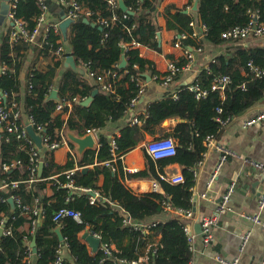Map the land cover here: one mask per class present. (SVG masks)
Segmentation results:
<instances>
[{
  "label": "trees",
  "instance_id": "obj_1",
  "mask_svg": "<svg viewBox=\"0 0 264 264\" xmlns=\"http://www.w3.org/2000/svg\"><path fill=\"white\" fill-rule=\"evenodd\" d=\"M78 1L92 10L93 14L89 20L96 25L85 22L84 18L74 19L68 27L66 38L61 32L57 33L50 27L47 38H39L34 48L35 57L28 72L24 96L19 80L21 64L11 54L12 51L19 50L24 40L12 44L8 34L2 38L0 45V64L8 67L13 65L15 69L14 72L11 69L0 72V91L7 94V104L17 102L22 106L25 115L32 116L36 124L44 126L42 135L60 137V132L65 130L66 133L73 131L83 136L90 129L105 128L109 122L123 118L131 110L130 102L140 89L137 77L147 82L148 76L153 80L155 74H163L156 69L152 60L140 55L139 47L131 44L136 41L151 49L161 50L157 38L158 28L153 26L152 22L162 0H123L133 12L128 13L126 17V11L120 6H112L109 0ZM55 3L64 11L67 10L65 6ZM172 8L175 9L174 12ZM186 9L167 6V29H174L179 34L193 31V16L185 12ZM251 10H258L261 20L264 21V0H199L197 13L201 22L207 26L206 39L213 45H219L224 43L221 33L236 25L246 24L250 19ZM15 12L18 18L33 29L42 10L38 0H21ZM114 16L116 19H113ZM101 17L107 19V23H102ZM59 18L61 20V14ZM59 41L68 45L76 68L67 66L61 72L63 60L55 61L52 56V51L59 45ZM50 43L53 46H50ZM183 44L193 49L202 46L201 42L193 37L183 40ZM40 56L52 59L53 63L48 64L45 71L36 65ZM124 56L126 65L121 68L119 64ZM217 59L218 63L211 62L209 69L203 67L198 72L195 81L208 89L209 94L205 98L197 99L189 85L180 83L182 66L187 63V58L173 57L172 61L180 68L175 75V84L171 86L173 88L168 89L166 97L147 106L148 116L140 114L142 124H127L119 134L116 133V153L125 156L146 139L145 131L150 130L151 125H161L168 119H179L173 130L165 134L176 140L177 152L174 156L154 159L144 147L146 166L137 172L125 170L121 159L113 162L115 170L105 163L91 166L90 159L111 158L113 145L110 136L101 133L97 148L88 149L80 156L71 153L65 166L56 164L46 151L43 157L46 164L41 180L32 184L23 181L16 189L10 187L7 191L0 190V198L15 194L20 196L24 203L32 204L35 198H39L45 210L40 225L35 233L31 234L34 216L22 215L19 209H12L8 200H0V222L3 217H7L6 226L12 229L11 234L0 235V264H28L27 244H31L33 238L37 252L32 255V264H57V248L61 243L56 232L58 226H61L68 245V257L64 258L61 264H115L111 257L105 256L102 249L91 252L80 236V232L87 227L99 233L103 242L114 243L117 249L115 256L119 258L138 259L146 254L148 245L152 243L147 252L150 262L187 264L193 257V252L189 248L188 235L184 229L185 219L169 213L166 220L155 222L150 234H145L134 226L125 224L121 207L137 222H149L151 218L164 214L166 211L163 203L166 200L174 207L193 208V187L196 182L193 168L208 150L205 141L207 136L220 135L224 128L221 120L239 117L264 101V77H256L249 66L250 61L264 66V48H241L232 54L219 55ZM79 65H84L86 70L79 68ZM114 69L120 71L119 75H109L106 81L112 83L115 93L103 90L96 76L90 74L95 71L96 75H102L106 70ZM223 74L229 75L232 82L223 93L212 90L214 77ZM160 81L161 79L157 82ZM54 88L58 90L60 98H80L68 117V107L57 110V100L50 98ZM174 88L177 89V98L171 94ZM96 89L98 92L91 103L88 106L83 105L82 101ZM219 109H222V112H219ZM69 144L75 152V144L72 141H69ZM0 158L9 162L18 158L24 162L23 167L7 171L2 170L0 165V181L29 178L26 168L30 163L28 149L21 148L20 141L5 130L0 131ZM171 163H179L182 166L184 182L171 183L161 179L160 174L166 172V167ZM84 166H90L87 172L82 171ZM74 167H78L72 176L74 184L99 190L107 198L106 201L92 204L88 193L76 195L70 202L66 201L69 189L62 186L68 180L64 172ZM53 176L57 177L52 178ZM101 176L104 177V182L99 186L97 182ZM132 178L156 179L163 192L153 190L137 194L126 182ZM48 183L52 189L51 194L46 193ZM110 201H117L119 206H113ZM64 206L81 211L83 222H77L72 217L55 221L56 212Z\"/></svg>",
  "mask_w": 264,
  "mask_h": 264
},
{
  "label": "built area",
  "instance_id": "obj_2",
  "mask_svg": "<svg viewBox=\"0 0 264 264\" xmlns=\"http://www.w3.org/2000/svg\"><path fill=\"white\" fill-rule=\"evenodd\" d=\"M21 0H10L9 1V12L8 16L13 22V27L10 34V41L12 44H15L19 42L20 40H24L26 42H34L37 37L46 39L48 36V32L50 27L54 28L55 32L59 33L61 32L60 29V21L50 20L49 19V6L47 3V0H38L39 4L41 6L42 13L37 19V24L33 29H30L27 25V23L22 20L21 18H18L16 16L15 9L18 5V3ZM55 2L65 6L67 10L65 11V18H72L78 19V18H90L92 17V10L89 8H86L84 4L79 2L78 0H54ZM121 0H109V3L112 6H119V2ZM190 8V6H189ZM128 13L126 11L125 17L128 16ZM113 19H116L114 16ZM102 23H107V19L102 18L100 20ZM108 25V24H107ZM191 25L193 26V31L191 33H181L178 34L174 41V46L180 47L183 50L184 57L187 58V63L182 66V70H189L192 71L195 69L194 65V59H195V51H201L202 46L196 47L195 49L189 47L188 45L183 44V40L187 39L188 37H193L195 39H200L206 35L207 32V26L205 24L201 25V28H195L194 21L191 22ZM160 31H158L157 38H160ZM264 35V21L261 20V16L259 14L258 10H251L250 11V19L249 21L244 25H236L234 27H231L229 29L224 30L221 33V38L226 42H233L237 43V41L246 40L252 37H258ZM63 41V40H62ZM59 45L55 47L52 51V55L56 58L60 59H66L70 52L67 50L65 43L59 41ZM135 47L141 46L140 43L134 41L131 43ZM50 46H53V44L50 43ZM126 59V57L124 56ZM86 66V65H85ZM249 66L253 72V74L256 77H264V66H258L254 64L252 61L249 62ZM7 69V66L4 65L0 68L1 72H5ZM180 70V68L177 66V64L174 61H170L167 67V70L165 72H162L163 74L157 75L155 74L153 77L154 81H158L161 79L160 84L165 86V88L170 89L173 88V84H175V75ZM196 77L198 74V70H195ZM119 70H106L102 75H96L95 71H91V76H96L97 80L102 84V89L111 91L112 93H115V90L113 88V85L110 81H106V77L109 75H112L111 77H116L119 75ZM152 79V78H151ZM196 79V78H195ZM195 79L192 81V83H189V88L191 91L195 93V97L197 99L205 98L209 91L208 89L204 88L201 84L197 83ZM137 80L140 84L139 92L136 96H134L130 102V109H133L139 99L142 97V95L145 92V86L146 81L137 77ZM106 81V82H105ZM232 82V79L229 75L223 74V75H217L214 77L211 85L212 90H219L221 93H223L226 89V87ZM56 89V88H54ZM52 92V91H51ZM173 97L177 98V89H172L171 91ZM7 100V94L3 91H0V131H7L10 135L14 136L18 141L21 143V148H27L28 153L30 156V163L26 167L29 171V178L26 180H11L7 181L6 179H3L0 181V190L7 191L8 188L16 189L20 182H27L28 184L35 183L42 178L39 176V167L40 164L43 162L45 165L46 162L43 159V154L41 149L38 147L34 139L30 136L28 132V127L32 126L37 134H40L42 136V144L43 148L48 151L49 154H52L57 148H59L63 144H67L69 141H71L65 130H62L60 133V137H52L50 134L42 135L41 131L44 130V126L41 124H36L33 117L30 115H25L22 107L17 102H12L11 104L6 103ZM56 103V109L62 110L65 107L72 108L75 103H78L80 101V98L78 96H74L71 99H63V98H57ZM219 112H222V109H219ZM143 116H148L147 109L145 112L142 113ZM241 120L242 127H249L256 124L261 123L264 120V107L260 109L257 113L248 116L243 117V115L236 117L234 119H226L221 120L222 126L226 127L229 125L233 120ZM143 119L139 115H134L131 118L130 124H142ZM99 129V128H96ZM94 131V130H93ZM88 133H93L92 131ZM116 133L111 135V143L113 145L112 147V154L111 158L109 160H105V164H109L112 166V168L115 170L116 167L114 166L113 162H116L118 159H121L122 162H124L125 156L118 155L116 153L117 144L115 141ZM206 145L209 149L214 148L216 150L220 151V157L217 163V166L215 168V171L211 177V181L213 182L214 179L219 174L223 164L227 161V159L230 156L240 157L238 154L233 152L230 148H228L225 145H222L220 142H218V139L216 136L210 135L206 138ZM99 146V144L97 145ZM146 150L148 153L154 158V159H160L165 157L174 156L176 154V147L177 143L175 139L171 136H157L145 144ZM73 155H75V152H72ZM203 161H199L196 166H194L193 171L194 174L197 176L199 170L198 166L202 164ZM244 162L247 165L252 166L253 168L261 171L264 173V162L262 161H256L252 159L244 158ZM23 160L22 159H13L10 162L9 161H2L0 158V165L2 170L7 171L10 169H18L19 167H23ZM125 170L129 172H137V168H127L125 167ZM78 169V167L71 168L64 173L66 174L68 180L62 184L63 187H66L69 189V195L66 198L67 202H70L76 195L82 194V193H88L90 195V202L92 204H98L100 202H104L107 200L106 197H104L99 190L93 189V188H83L79 187L74 184V179L72 178L75 171ZM166 171V170H165ZM57 177V176H55ZM161 179L167 180L171 183H181L184 182L185 177L180 173H169L164 172L160 174ZM237 185V179H233L228 185L223 193L220 202L218 203L217 207L213 212L206 215H195L193 208H185V207H174L170 203L169 200L164 201L163 206L164 210L168 213H172L175 216H178L182 219H185V226L184 229L188 235V241H189V248L193 252H195V241L199 235L194 229V223L198 222L201 227L200 235L202 237V240L205 244H211L215 240V232L214 229L219 225V222L222 218L225 217L226 214H228L231 210L230 202L231 197L233 193L236 190ZM152 191H160L161 186L160 183L156 179H152ZM160 192H163L160 191ZM206 196V195H203ZM10 199H13L15 202V209H19L20 213L22 215H33L34 219L32 220V226L30 228V233L34 234L37 227L40 225L41 220L45 216V210L43 205L41 204V201L39 198H35L34 203H24L22 198L18 195H11L8 198H0L1 201L8 200L10 202ZM110 203L113 206H119L117 201H110ZM258 206L259 211L258 213H249L246 211H241L240 215L241 217L245 218L249 222H251L254 225H259L264 227V220L261 218V211L264 210V189L260 193L259 199H258ZM121 212L124 215V222L125 224H130L134 226L136 229L141 230L145 234H150L151 227L155 225V222L158 221H149V222H137L132 219V217L129 215V213L121 207ZM66 217H72L77 222H83L82 213L79 210L72 209L68 206H64L60 208L55 216L54 220L59 222L62 218ZM7 217H3L0 222V235L1 234H11L12 229L11 227H7ZM89 233L93 234L94 236L98 237L101 240L99 249H102L105 256L111 257L115 264H155L150 262L148 250L150 249V246L152 243L148 245V249L145 255L139 256L138 259H130L127 257L119 258L115 256L116 249L113 246L112 243L109 242H103L102 236L95 232L93 229H90V227L86 228ZM250 232H246L242 236V246L241 249L244 248V245L248 241ZM27 239V238H26ZM28 258L27 263L32 264V255H33V247L31 246L30 242H28ZM67 243L66 241H61L57 248V257L55 260V263L61 264L64 260V250L67 249ZM1 240H0V249H1ZM217 260L221 262L222 264H240L239 257H233L231 259L225 258L224 256L218 255ZM187 264H194L193 257L190 259V261ZM264 264V261H263Z\"/></svg>",
  "mask_w": 264,
  "mask_h": 264
},
{
  "label": "crops",
  "instance_id": "obj_3",
  "mask_svg": "<svg viewBox=\"0 0 264 264\" xmlns=\"http://www.w3.org/2000/svg\"><path fill=\"white\" fill-rule=\"evenodd\" d=\"M9 1L10 0H0V10H2V6L3 9L6 8V2L8 4L7 8H9ZM195 1L196 0H162L158 4L155 18L152 24L153 26L156 25L158 31H160L159 43L161 46V50L158 51L155 49H151L145 45L139 46V49L140 55L144 58L152 60L159 72H165L167 70L168 64L170 61H172L173 57L174 59H179L184 56L182 48L174 46V41L179 33L174 29L171 30L167 29L166 27L165 11L167 6L172 5L180 9L187 8L186 10H188V13L193 16L195 28L200 29L203 23L201 22L197 10L193 9ZM48 2L52 5V7H55L56 9L57 7H59L54 0H47V3ZM174 11L175 9L172 8V12ZM59 14L60 11L52 12L49 8L48 15L50 20L60 21ZM12 27L13 22L9 18L8 14H2V12L0 11V45L2 42V38L9 34ZM39 38L40 37H37L36 40L32 43L23 41L18 51L16 49L11 52L16 61H19L21 64L19 80L21 83L23 96L28 84V72L35 57L34 48L36 44H38ZM197 41L201 42L202 50L194 52L195 69L192 71H183L180 79V83L182 84H184V82L189 78L193 77V75L196 73L195 70H198L199 72L203 67L209 69V64L211 62L218 63L217 57L219 55L232 54L236 50L239 51V49L241 48H264V35L237 41V43L224 41V43L219 45L211 44L206 39V35L202 38V40L198 39ZM65 46L68 50V45L65 44ZM53 58L55 61L60 59L54 56ZM62 60L63 67L61 69V72L67 67L66 59ZM51 63H53L51 58L49 60L45 59L43 56H40L36 65L38 66V68H43L42 70L45 71L47 70L46 66ZM2 66L4 65L0 64V68ZM6 66V70L11 69L14 72L15 69L13 65H9V67L8 65ZM78 67L86 70L84 65H79ZM167 92L168 89L165 88V86L158 83L157 81L148 78L144 94L139 99L137 105L133 109H131L123 118L114 122H109L108 125L101 130L96 128L90 129L97 140V145L100 144L99 137L101 133L107 134L108 136H110V138L114 133L119 134L123 127H125L127 124H130L131 118L134 115H139L145 112L147 106L150 103L166 97ZM263 107L264 101L249 109L245 114H243V117L251 116L260 111V109ZM72 110L73 107L68 108L66 117L71 114ZM178 122L179 119H168L161 125H151L150 130L145 131L146 139L142 141L139 146L125 155L123 162L124 166L127 168H137L138 170L144 169L146 163L143 148L145 147L146 142L157 136H165L167 132L173 130ZM217 139L218 142L230 148L240 157L230 156L223 164L219 174L214 179V181L210 182L220 157V151L214 148H208V150L205 152V156L201 160L203 162L198 166L199 172L197 176L194 174L196 182L193 187V201L196 197L198 203L197 215L201 216L213 212L220 202V199L225 192L227 185L235 178L237 179V185L236 190L231 197L230 212L221 219L219 225L214 229L215 240L213 243L205 244L203 242L200 235V224L198 222L194 223L193 227L195 231L199 233L195 241V252L193 255L194 264H222L216 258L218 255L224 256L228 259L238 256L240 264H263L264 227L252 224L245 218L241 217L240 212L246 211L249 213H258L259 211L258 199L260 193L264 189V173L253 168L250 165L245 164L244 158L264 162V120L259 124L246 128L242 127L241 120H233L229 125L223 128L220 135L217 136ZM97 145L96 148L98 147ZM40 149L44 156L46 150L43 147ZM74 151L77 156H80L78 155L76 148L74 149ZM72 152L73 149L68 142L67 144L61 145L52 154H48L52 156L56 164L65 166L69 162L70 154ZM89 162L92 166L97 163H104L105 160L96 158L90 159ZM166 171L169 173H180L182 172V166L179 163H171L166 167ZM52 178L56 177L53 176ZM103 182L104 177L101 176L97 184L100 186L103 184ZM126 182L127 185L137 194L147 193L149 191H152L153 189L151 178H132L128 179ZM160 189V191H162V188ZM46 193H52L50 183H48ZM168 215V212H164V214L162 215H157L151 218L150 221H164L167 219ZM261 218L262 220H264V210L261 211ZM85 232H88V230L84 229L82 232H80V236L83 241L88 244L91 252L95 253L89 242L83 237V234ZM246 232H250V235L248 241L244 245V248L241 249L242 236ZM158 238L159 237H157V239ZM112 244L116 249V245L114 243ZM63 256L64 258L68 257L67 249L64 250Z\"/></svg>",
  "mask_w": 264,
  "mask_h": 264
},
{
  "label": "water",
  "instance_id": "obj_4",
  "mask_svg": "<svg viewBox=\"0 0 264 264\" xmlns=\"http://www.w3.org/2000/svg\"><path fill=\"white\" fill-rule=\"evenodd\" d=\"M198 3H199V0H196L195 3H194V6H193L194 10L198 9ZM7 5L8 4L6 2V8L3 9V6L1 7L2 10H0V11L2 12V14H6V13L8 14L9 8H7ZM119 6L124 11H127L129 13H133L131 10H129L127 8V5L125 4V2L123 0H121L119 2ZM49 8H50V10L52 12L60 11L61 20H62L61 23H60V29H61V33H62L63 37L66 38L67 37V33H68L67 32L68 27L74 20L72 18H65V11L62 8H60V7H57V9H56L55 7H52V5L49 3ZM185 12H188V10H186ZM84 21L87 22V23H92L93 26L96 25L95 22H91L88 18H84ZM66 65L67 66H72L73 68H76V66H77L76 62H75V59H74V56L71 54V52H70L69 56L66 58ZM125 65H126V59L123 58L121 60L120 64H119V66L122 68ZM148 78H150V77L148 76ZM195 78H196V73L193 75L192 78H189L188 80H186L184 82V85L192 83V81ZM97 92H98L97 89L94 90L91 96L85 98L82 101V104L85 105V106H88L91 103V101L93 100V98H94V96H95V94ZM50 98H54V99L59 98L57 89H53L52 90V92L50 93ZM28 132H29L30 136L34 139V141L36 142L38 147L42 148L43 147V145H42V136L40 134H37V132L35 131V129L32 126L28 127ZM67 136L75 144V146H76L75 148H76V151H77L78 155H82L88 149H95L96 148L97 140H96L95 136L93 135V133H87V134H85L83 136H79L73 131H67ZM43 168H44V164L42 162L40 164V167H39V176H42ZM88 170H89L88 166L82 167V171L83 172H87ZM10 203H11L12 209H15V202H14L13 199H10ZM197 204H198L197 203V198L195 197L194 198V204H193V211H194L195 215H197ZM56 232L58 234V237H59L60 241H64L65 237H64V235L62 233L61 226H58L56 228ZM83 237L89 242L90 246L93 248V251L96 252L99 249L101 240L98 237L94 236L93 234H91L89 232H85L83 234ZM35 245H36V241H35V238H33V240L31 241V246L33 247L34 253L37 252V249H36Z\"/></svg>",
  "mask_w": 264,
  "mask_h": 264
}]
</instances>
